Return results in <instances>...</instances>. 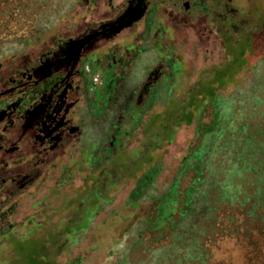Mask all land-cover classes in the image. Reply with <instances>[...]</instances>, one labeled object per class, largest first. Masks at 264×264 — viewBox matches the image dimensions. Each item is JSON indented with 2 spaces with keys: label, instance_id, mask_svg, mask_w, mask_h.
Listing matches in <instances>:
<instances>
[{
  "label": "rangeland",
  "instance_id": "1",
  "mask_svg": "<svg viewBox=\"0 0 264 264\" xmlns=\"http://www.w3.org/2000/svg\"><path fill=\"white\" fill-rule=\"evenodd\" d=\"M153 2L150 15L146 8L109 39H96L82 48L78 62L84 73L71 78L75 102L67 113L76 129L62 150H54L56 156L47 165L33 169L25 185L19 186L10 177L20 171L21 156L32 146L28 140L18 141L20 114L0 117V229L9 228L8 238L0 239V264H188L187 253L197 245L186 236L174 238L180 224L173 225L165 238L170 243L149 248L144 232L145 247L136 242L149 206L177 168H194L193 184L198 188L201 181L195 168H211L209 186L215 190L227 187L237 194L259 181L255 168H264V0ZM124 5L125 0H30L28 6L37 12L36 23L19 19L23 21L17 27L23 29L24 36L0 48V98L8 96V78L15 68L28 82L31 73L25 65L34 67L41 54L69 38H81L90 26L111 18ZM13 29L11 25L9 32ZM241 33L252 41L243 62L220 78L200 116L197 107L190 106L192 116L187 124L176 122L172 141L148 151L151 159L160 160L159 174L133 207L126 205L127 193L141 169L131 174L108 173L115 154L95 163L101 152L112 146V132L122 121L126 106L141 104L156 81L166 83L162 75L169 73L172 60L179 61L182 76L170 96L181 99L203 71L227 59L224 34L238 41ZM108 70L111 93L97 113L100 105L95 103L94 91H100ZM209 84L215 86L216 81ZM164 88L165 84L157 101L121 138L114 153L128 154L142 147L144 124L167 105ZM224 168H239V174L227 178ZM109 176L113 183L100 188L108 201L100 204L86 226L94 210L87 199L94 178L105 182ZM73 219H77L79 231L75 242L67 238L71 233L62 237L60 232L63 224ZM32 222L36 226H30ZM174 251L179 257L171 253ZM240 251L227 240L213 253L224 264H241Z\"/></svg>",
  "mask_w": 264,
  "mask_h": 264
},
{
  "label": "trees",
  "instance_id": "2",
  "mask_svg": "<svg viewBox=\"0 0 264 264\" xmlns=\"http://www.w3.org/2000/svg\"><path fill=\"white\" fill-rule=\"evenodd\" d=\"M29 1L0 0V48L11 42H16L24 36L21 33L23 29L17 27L19 21H23L19 19H27L29 24L36 23L37 12L28 6ZM11 25L14 27L13 33L9 32ZM17 31H20L21 34H15ZM224 37L227 59L217 67L203 71V74L179 100H174L170 95L182 76L180 63L178 60L169 61V73L162 75L167 78V82H164L163 92V98L167 100V105L161 112L153 113L149 121L144 124L142 147L131 150L128 154L121 151L114 153V151L121 138L129 134V129L141 121L142 113L157 101L159 90L163 88L164 84L156 81L146 90L141 104L129 103L124 109L121 121L124 128L120 127L121 122L115 125L111 135L110 145L112 146L105 148L101 155L95 159V163L99 165L102 159H107L109 155L115 154L111 159L112 168H107L108 173L116 171V173L129 172L131 174L133 171L141 169L127 193L126 205L133 207L159 174L160 160L151 159L148 151L158 148L162 142L170 143L172 141L173 126L176 122L179 121L178 124H180L184 121L187 124L188 119L192 116L190 106L197 107L198 116H200L205 108L204 103L211 96L213 89L219 86L220 78L239 66L245 59L244 52L252 46V41L246 33H241L238 41L233 40L227 34H224ZM19 66L24 65L20 64ZM24 67L31 68L30 65ZM21 74L23 72L19 68H15L9 75L7 83L9 94L5 98H0V117H4L8 112L18 115L22 111L23 105L35 99L43 85H46L41 83L34 86L33 80L27 82L20 77ZM110 76H112L111 72H108L101 80L100 91H94L95 103L100 105L96 108L97 113H100L106 106L107 97L111 93L109 89L111 82L108 81ZM212 80L216 81L215 86L209 84V82L212 83ZM22 87L28 91L21 90ZM1 93L0 91V95ZM142 164H145L143 168ZM255 169L256 173L258 172L259 181L253 180V185L242 188L240 193L236 194L227 187L223 190H215L209 186L211 168H195L196 172L198 171L197 177L201 181L199 188L193 184L196 178L194 168H177L165 190L154 198L149 206L140 223L139 233L136 235L139 242L137 240L136 242L143 246L146 244L142 240L144 237L142 232H144L150 244L149 248L154 249L169 242L165 238L169 236L173 225L180 224L175 229L176 237L174 238L183 239V236H186V240L193 241L197 245L193 246L194 251H192L193 248H190V252L187 253L188 264H224L221 258L218 260L214 258L213 250L219 243L227 240H232L233 244L241 250L239 256L241 264H264V168ZM224 174L227 178H233L239 174V168H224ZM178 175L179 177H177ZM93 183L94 186L90 188L87 199L89 206L94 210L87 218L86 226L100 204L108 201L107 196L100 191L101 184L110 186L113 179L109 176L103 182L94 178ZM228 199H233L234 202L232 203ZM76 222L77 219H73L63 224L60 229L61 234L63 233L62 237H66L65 234L69 232L71 236L67 238L73 242L76 241V233L79 232L75 225ZM32 224L36 226V223L33 222L30 223V226ZM8 230L7 226L0 229V239L8 238L5 235ZM171 253L177 254L178 252ZM177 256L179 257L178 254Z\"/></svg>",
  "mask_w": 264,
  "mask_h": 264
},
{
  "label": "flooded vegetation",
  "instance_id": "3",
  "mask_svg": "<svg viewBox=\"0 0 264 264\" xmlns=\"http://www.w3.org/2000/svg\"><path fill=\"white\" fill-rule=\"evenodd\" d=\"M153 5V0H125L120 12L111 18L99 20L81 38H69L53 50L41 54L38 64L29 68L31 77L28 81L33 80L34 86L41 83L46 85H43L35 99L23 105L17 118L20 120L18 141L28 140L32 149L23 152L21 169L16 176L10 177L11 181L19 186L25 185L33 169L47 165L56 156L54 150L63 148L76 129L71 125L67 113L75 102L71 96L75 89L71 78L84 73L78 62L82 48L89 47L96 39H109L115 32L127 27L146 8L150 15ZM33 76L36 79H32ZM10 115L8 112L5 116ZM2 147L0 144V150Z\"/></svg>",
  "mask_w": 264,
  "mask_h": 264
},
{
  "label": "water",
  "instance_id": "4",
  "mask_svg": "<svg viewBox=\"0 0 264 264\" xmlns=\"http://www.w3.org/2000/svg\"><path fill=\"white\" fill-rule=\"evenodd\" d=\"M119 27V26H118Z\"/></svg>",
  "mask_w": 264,
  "mask_h": 264
}]
</instances>
